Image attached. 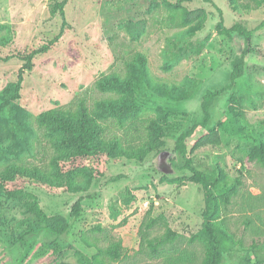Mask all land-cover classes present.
<instances>
[{"label":"rangeland","instance_id":"obj_1","mask_svg":"<svg viewBox=\"0 0 264 264\" xmlns=\"http://www.w3.org/2000/svg\"><path fill=\"white\" fill-rule=\"evenodd\" d=\"M63 1L0 0V91L16 82L32 47L48 48L23 72L19 92L29 148L4 142L0 173L10 165L35 164L65 182L72 175L83 179L80 172L97 165L101 177L85 193L29 177L0 181L4 192L14 193L0 198V264H81L83 256L95 255L112 240L122 245L116 264H175L181 254L193 255L199 264L204 246L188 240L200 229L202 197L190 174L178 169L174 143L202 121L203 95L228 83L243 52L250 67L215 99L194 162L219 170L216 221L234 241L222 264H264V168L248 156L252 146L264 144V0H66L62 19ZM220 19L226 27L257 30L248 40L227 39L217 33ZM137 55L145 58L147 84L134 92L136 121L124 130L110 128L107 135L137 140L146 122L161 121L158 150L141 160L102 164L86 157L61 159L38 129L37 117L76 100L92 110L96 101L113 96L99 92L96 82L126 79ZM181 92L185 98L177 99ZM77 200L81 213L73 218ZM26 203H34L46 221ZM149 208L181 236L159 257L139 249L137 232Z\"/></svg>","mask_w":264,"mask_h":264},{"label":"trees","instance_id":"obj_2","mask_svg":"<svg viewBox=\"0 0 264 264\" xmlns=\"http://www.w3.org/2000/svg\"><path fill=\"white\" fill-rule=\"evenodd\" d=\"M204 1L209 2V0ZM65 2L66 0L58 6L62 19H64ZM256 30L257 28L248 31L240 24L226 27L222 19L217 25V33L227 39H231L232 35H238L248 40ZM47 49L46 45L32 47L22 58L25 64L19 71L16 82L8 84L0 91V139H3L0 142V154L7 153L2 144L8 141L23 151L29 148L27 114L21 105L19 92L23 72L29 71L33 58ZM245 54L243 52L234 60L227 84L217 90L206 91L203 95L200 106L203 114L202 121L181 133L174 143L173 151L179 161L178 169L190 174L192 183L199 187L202 197L203 211L200 229L188 240L189 245L199 241L204 246L203 259L199 264H222L223 255L230 252L234 244L223 222L216 221L219 208L213 190L219 188L221 183L218 167L201 169L194 162V151L208 135L210 109L215 99L231 91L235 81L250 67L244 60ZM129 69L127 78L124 80L112 76L96 82L95 87L99 92L113 96L96 101L92 110L86 106L84 100H76L69 106L59 107L37 117L38 129L43 131L49 145L61 159L86 157L102 164L104 159L141 160L145 155L158 150V141L162 138L161 121L146 122L141 128L142 136L137 140L127 138L123 140L120 137L107 135L110 128L124 130L125 125L132 126L136 121L137 106L134 92L140 91L143 83L147 84L145 58L137 55L129 64ZM176 98L184 99L185 92L178 93ZM248 156L250 160L256 161L264 168V144L252 146ZM16 176L29 177L56 186L65 183L73 193H85L91 183L101 177V173L99 167L95 165L91 170L80 172L83 179L79 180L72 175L63 182L62 178L52 170L35 164L10 165L0 173V181H11ZM231 193L233 194L234 191ZM13 195V192H4L0 185V198L13 197ZM228 198L227 195H222L224 203L228 202ZM25 207L38 218L41 217L46 221L34 203H26ZM80 213V200H77L71 208V216L77 218ZM137 235L139 249H145L151 257H159L166 247H172L181 238L178 233L168 227L167 220L162 214L153 215L152 208L144 214ZM121 253V241L112 240L105 248L98 249L95 255L83 256L81 264H116L121 258ZM193 258V255L181 254L179 263L175 264H195Z\"/></svg>","mask_w":264,"mask_h":264}]
</instances>
